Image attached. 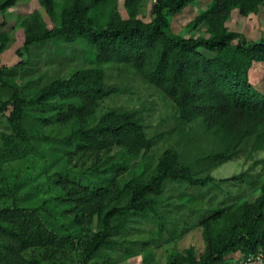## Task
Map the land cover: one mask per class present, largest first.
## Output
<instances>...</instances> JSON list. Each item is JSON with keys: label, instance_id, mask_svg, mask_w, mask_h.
Instances as JSON below:
<instances>
[{"label": "trees", "instance_id": "obj_1", "mask_svg": "<svg viewBox=\"0 0 264 264\" xmlns=\"http://www.w3.org/2000/svg\"><path fill=\"white\" fill-rule=\"evenodd\" d=\"M124 1L127 17L118 9L119 0H39L53 25L35 20L26 28L18 53L23 58L26 47L48 41L79 42L86 47L89 64L69 75L22 89L5 78L7 66L0 64V116L7 117L11 129L0 130V177L5 162L37 152L38 141L90 163L75 172H56V194L40 198L34 206L20 203L17 180L11 190L0 188V199L13 197L11 203H0V264H64L62 249L75 242L81 264H115L112 257L92 261L104 248L119 243L113 236L127 229L133 217L147 218L152 212L160 223L157 234L164 232L156 203L168 180L191 185L211 180L183 168L177 150L169 147L147 178L122 182L130 168L127 158L150 150L156 140L148 133L141 109H104V102L126 90L108 81L107 69L114 64L128 66L168 99L181 123L220 138V148L208 156L211 160L230 161L247 145L264 150V92L251 81L255 65L264 63V33L251 39L227 25L234 11L242 16L264 13V0H201L204 9L189 26L208 27L197 36L176 33L172 25L177 14L200 0H150L148 16L141 15L143 0ZM16 2L3 0L0 10ZM35 121L70 130L59 138L37 134L26 127ZM44 186L40 182L38 188L43 191ZM50 204L55 214L64 210V221L58 214L51 220L46 212ZM212 209L200 221L203 250L188 247L174 263L244 264L250 254L264 258V184L252 200ZM95 216L99 230L92 229ZM153 238L135 243L149 245Z\"/></svg>", "mask_w": 264, "mask_h": 264}, {"label": "rangeland", "instance_id": "obj_2", "mask_svg": "<svg viewBox=\"0 0 264 264\" xmlns=\"http://www.w3.org/2000/svg\"><path fill=\"white\" fill-rule=\"evenodd\" d=\"M2 1L0 0V3ZM118 9L124 17L128 16L124 0H119ZM202 9L204 8L201 0L186 7L175 16L173 30L185 36L204 33L208 27L206 23L196 29L189 26V22ZM150 10V0H143L141 15L148 16ZM35 20H38V23L46 22L50 27L53 25L49 16L41 9L39 0H17L16 4L8 7L5 12L0 10V64L7 66L5 78L12 79L22 89L37 84L41 86L56 77L69 75L75 68L89 64L83 44L77 42L68 45L63 40L31 45L24 49V57H20L18 49L24 43L26 28ZM227 25L232 30L244 32L251 39H258L264 33V13L242 16L238 11H234ZM23 59L25 64L21 65L19 62ZM107 73L109 82H118V85L126 90L104 102V109L116 105L141 109L146 115L148 133L156 140L150 150L127 158L130 168L122 177V182L126 183L131 178H147L154 171L158 157L169 147L177 150L183 168L190 169L194 176L210 177L211 180L206 185L168 180L156 203L157 211L164 221V232L157 234L160 223L152 212L147 218L135 216L127 229L113 236L119 243L114 247L104 248L92 263L105 262L112 257L115 264H176L175 257L186 248L195 247L199 252L205 247L200 221L211 214L212 208L236 201L252 200L260 193L264 184V150L253 151V148L247 145L236 158L217 163L208 156L220 148V138L203 134V130L200 128L198 131L196 126L193 128L181 123L168 99L149 83H145L144 79L128 66L114 64L107 69ZM251 81L264 92V63L255 65ZM26 127L34 133L58 138L70 130V126H43L38 124V121L33 124L29 122ZM0 130L11 132L6 116H0ZM36 144L37 152L5 162L0 177V188L3 190H11L15 180L20 182L21 187L17 190L19 201L25 206H34L40 198L46 199L56 194L57 184L52 179L56 172H75L90 164H84L79 155L70 158L66 149L60 146L43 141ZM240 175L242 178H235ZM96 178L94 176V179ZM40 182L45 183L43 191L41 187L38 188ZM40 190L42 195L39 194ZM12 198L7 194L0 199V203H11ZM126 202L127 198L124 197L123 204ZM53 208L54 204H50L46 211L51 220L55 221L54 215L56 218L58 214L60 220L64 221L68 216L64 210L59 209L55 214ZM99 228V219L95 216L92 229ZM151 236L154 238L149 245L135 243L144 242ZM62 250L61 258L64 264H81V250L76 242Z\"/></svg>", "mask_w": 264, "mask_h": 264}, {"label": "built area", "instance_id": "obj_3", "mask_svg": "<svg viewBox=\"0 0 264 264\" xmlns=\"http://www.w3.org/2000/svg\"><path fill=\"white\" fill-rule=\"evenodd\" d=\"M244 264H264L262 254H250L243 262Z\"/></svg>", "mask_w": 264, "mask_h": 264}]
</instances>
